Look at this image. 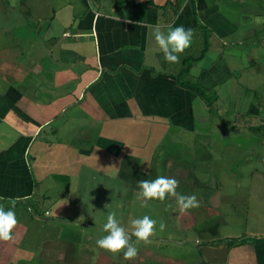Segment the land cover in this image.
I'll use <instances>...</instances> for the list:
<instances>
[{"label": "crops", "instance_id": "obj_1", "mask_svg": "<svg viewBox=\"0 0 264 264\" xmlns=\"http://www.w3.org/2000/svg\"><path fill=\"white\" fill-rule=\"evenodd\" d=\"M36 8L0 25L19 50L0 65V197L7 198L0 203L14 200L19 221L13 239L0 241V264L34 262L23 214L44 220L33 208L50 199L51 181L105 176L138 184L156 174V160L170 159L169 140H192L205 97L182 82L197 83L215 102L228 84L240 96L264 86V0H50L49 15ZM158 23L195 31L179 63L166 62L155 44ZM206 38L209 49L193 60ZM250 106L248 113L261 114L263 106ZM202 208L204 216L181 219L193 241L176 224L174 233L151 238L166 253L154 255L151 242L126 264H264V232L223 234L211 222L222 212L213 203ZM68 250L57 260L76 263Z\"/></svg>", "mask_w": 264, "mask_h": 264}, {"label": "rangeland", "instance_id": "obj_2", "mask_svg": "<svg viewBox=\"0 0 264 264\" xmlns=\"http://www.w3.org/2000/svg\"><path fill=\"white\" fill-rule=\"evenodd\" d=\"M49 3L50 0H14L13 4V0H0V25L8 27L13 17L27 15L30 5L34 9L38 6L40 14L49 15ZM13 5L17 6L14 14L11 13ZM45 23L44 20L42 24ZM9 32L0 30V65L4 64L8 53L19 54L14 48L16 39ZM194 48L196 52V45ZM257 89L247 94L244 89L240 96L235 87L228 84L222 89L219 102L214 101L211 93L207 94L209 100L199 98L197 111L203 119L197 121L193 141L192 137L185 138L186 135L181 142L169 140L172 152L167 156L170 159L156 160V174L151 179L160 175L176 178L178 192L195 194L200 201L199 209L189 211H196L197 217L206 214L203 206L213 203L222 214L220 218L214 216L211 222L219 226L223 234L264 232V86L259 85ZM252 103L263 106L259 116L248 113ZM175 146L178 147L175 149ZM88 179L82 183L51 181L50 199H40V208H33L34 217L44 220L23 214V222L29 227L25 243L37 254L29 264H63L57 258L68 248L69 254L77 260L73 264H126L128 260H124L122 253L113 257L96 246V240L106 234L102 226L111 211L117 212V218L129 230L131 219L150 216L158 222L155 237L174 233L176 224L179 229L184 228L181 219L187 214L179 211L175 199L152 200L149 207L142 208L136 198L140 191L137 183L123 182L122 177L116 180L101 176L95 182H91V176ZM47 209L50 214L44 216ZM161 221L166 224L163 232L159 231ZM182 229L181 237L187 234L189 241H193V232ZM132 239L135 242V237ZM151 244L156 248L154 255L166 253L164 244L160 246L154 241ZM147 245L143 242L137 245L140 254L146 251ZM51 255L53 263L49 261ZM138 264L159 263L147 259Z\"/></svg>", "mask_w": 264, "mask_h": 264}, {"label": "clouds", "instance_id": "obj_3", "mask_svg": "<svg viewBox=\"0 0 264 264\" xmlns=\"http://www.w3.org/2000/svg\"><path fill=\"white\" fill-rule=\"evenodd\" d=\"M194 35L193 29H186L182 25L158 23L153 27L155 44L163 53L164 60L173 64L180 62L181 55L192 45ZM138 187L140 191L136 198L140 201L142 208L149 207V201L163 202L169 198L175 199L179 211L184 214L200 207V201L195 194H182L177 191L179 181L174 177L160 175L153 180H141L138 182ZM5 199L7 198L0 197V200ZM8 203L11 206L7 209L4 204L0 203V241L4 242L13 239V230L19 222L14 211L15 201L8 200ZM157 223L155 219L144 215L142 218L131 219L129 230L117 218V212L111 211L107 214L106 222L102 226V232L106 234L96 240V246L113 257L122 253L124 260H134L139 254L137 245L141 242L145 245L150 244L151 238L157 235ZM165 228L166 224L163 221L159 222V231L163 232ZM133 237H135V242H133Z\"/></svg>", "mask_w": 264, "mask_h": 264}, {"label": "trees", "instance_id": "obj_4", "mask_svg": "<svg viewBox=\"0 0 264 264\" xmlns=\"http://www.w3.org/2000/svg\"><path fill=\"white\" fill-rule=\"evenodd\" d=\"M209 47H210V42H209V39L206 38V47H204V49L202 50V54L199 55L198 57H195L193 60L200 59V58L203 56V54L205 53V51L207 52V50L209 49ZM192 62H193V61H192ZM192 62H191V63H192ZM188 68H189V67H187V69H185V73L188 72ZM182 84H183L184 87H188V88H190V89H193V90L196 91L200 96L205 97V99H208V100H209V98L207 97V94H209L208 91H207V90H204V89H203L200 85H198L197 83H195V82H191V81H184V82H182ZM209 104L212 106L211 101H210ZM231 241L238 242V239H231Z\"/></svg>", "mask_w": 264, "mask_h": 264}]
</instances>
